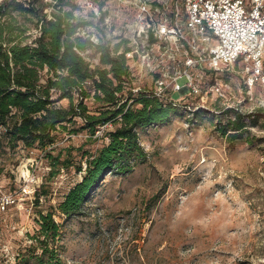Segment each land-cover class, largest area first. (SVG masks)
<instances>
[{"label": "rangeland", "instance_id": "374dc122", "mask_svg": "<svg viewBox=\"0 0 264 264\" xmlns=\"http://www.w3.org/2000/svg\"><path fill=\"white\" fill-rule=\"evenodd\" d=\"M75 2L77 18L97 22L91 17L97 5L116 18L114 0ZM117 29L118 23L100 41L112 46ZM82 53L93 66L99 63L95 47ZM177 69L167 68L171 78L158 90L180 107L178 113L139 130L146 158L128 174H107L79 214L65 218L56 211L65 264H264V121L258 117L240 139L222 135L230 111L218 112L210 97L205 102L186 88L173 92ZM145 71L140 65L132 74L133 93L156 91ZM86 102L93 110V99ZM113 128L104 125L90 139L85 131L65 132L48 149L64 155L71 148L75 162L85 166L84 151L94 153L108 142L104 131ZM0 169V264H16L33 242L38 212L56 209L81 174L70 167L51 177L43 153L22 143L0 152ZM42 184L49 194L37 201L33 192Z\"/></svg>", "mask_w": 264, "mask_h": 264}, {"label": "trees", "instance_id": "16d2710c", "mask_svg": "<svg viewBox=\"0 0 264 264\" xmlns=\"http://www.w3.org/2000/svg\"><path fill=\"white\" fill-rule=\"evenodd\" d=\"M78 8L75 0H0V152L14 151L22 143L43 153L51 177L70 167L81 174L56 209L38 212L33 242L18 254L16 264H65L56 211L65 218L79 214L107 174L130 173L146 158L139 130L169 122L180 108L153 89L133 93L125 54L117 53L120 43L94 44L81 35L79 29L90 22L75 16ZM90 47L100 53L95 66L82 53ZM151 77L155 82L161 76ZM64 99L66 105L58 104ZM258 116L239 114L219 129L240 139L248 126L258 124ZM108 124L114 125L104 131L108 142L94 153L84 151L85 166L75 162L71 148L64 155L48 149L60 134L85 131L89 139L97 138L100 127ZM33 193L38 201L49 189L42 184Z\"/></svg>", "mask_w": 264, "mask_h": 264}, {"label": "built area", "instance_id": "2783aa9c", "mask_svg": "<svg viewBox=\"0 0 264 264\" xmlns=\"http://www.w3.org/2000/svg\"><path fill=\"white\" fill-rule=\"evenodd\" d=\"M114 1L116 18L93 6L97 22L79 33L104 43L103 33L118 23L117 53L125 54L132 74L140 65L149 76L160 73L158 96L171 78L167 68L177 66L173 92L186 88L205 102L210 97L231 119L259 115L264 121V0Z\"/></svg>", "mask_w": 264, "mask_h": 264}]
</instances>
